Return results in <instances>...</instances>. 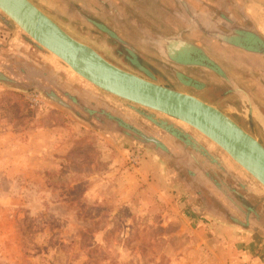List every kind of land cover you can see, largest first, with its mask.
Instances as JSON below:
<instances>
[{"label": "rangeland", "instance_id": "1", "mask_svg": "<svg viewBox=\"0 0 264 264\" xmlns=\"http://www.w3.org/2000/svg\"><path fill=\"white\" fill-rule=\"evenodd\" d=\"M32 1L116 65L200 94V0ZM254 186L210 139L88 83L0 12V264H264Z\"/></svg>", "mask_w": 264, "mask_h": 264}, {"label": "water", "instance_id": "2", "mask_svg": "<svg viewBox=\"0 0 264 264\" xmlns=\"http://www.w3.org/2000/svg\"><path fill=\"white\" fill-rule=\"evenodd\" d=\"M0 12L88 83L190 126L214 142L264 187V144L217 106L116 65L71 35L32 0H0ZM161 126L180 136L166 124ZM152 140L157 142L155 138Z\"/></svg>", "mask_w": 264, "mask_h": 264}, {"label": "crops", "instance_id": "3", "mask_svg": "<svg viewBox=\"0 0 264 264\" xmlns=\"http://www.w3.org/2000/svg\"><path fill=\"white\" fill-rule=\"evenodd\" d=\"M90 1V5L98 2L100 7L103 5L102 2L111 7L114 4L113 0ZM200 2V15L207 17L220 13L230 14L238 20L242 28L250 32L251 38L246 41L249 42L246 46H241L243 49L235 47L228 53H217V60L228 74H224L225 78L221 84L223 87L221 89L216 87L217 93L209 90L207 86L208 83H213L214 79L215 86H218L217 80L220 78L207 73L205 77L203 75L199 78L200 83L207 89L201 90L198 95L195 92L192 94L223 110L264 144V0H255L253 3L248 0L246 5L235 3L234 0H216L215 4L210 2L215 6L214 8L209 4V0H200ZM92 10L96 11V9ZM158 29L161 30L160 27ZM166 37L163 40L169 42V46L181 48V43H178L175 37L169 34ZM200 42L204 41L201 39ZM252 191L251 196L259 202L256 209L262 210L261 213L264 214V190L255 187ZM262 222L259 221L260 224ZM247 263L261 264L256 258L252 261L247 260Z\"/></svg>", "mask_w": 264, "mask_h": 264}, {"label": "flooded vegetation", "instance_id": "4", "mask_svg": "<svg viewBox=\"0 0 264 264\" xmlns=\"http://www.w3.org/2000/svg\"><path fill=\"white\" fill-rule=\"evenodd\" d=\"M192 14L189 18V21H187L188 26L190 30H193L195 26L199 27L202 30L203 34H201V37L203 36L202 39L205 45V47H203L204 48L203 50L208 58L203 60V63L201 64L199 69L193 68L191 71L193 74L197 73L199 75V78L200 76H203V75L205 77L207 73L212 74L213 77L215 78L216 77L220 78L217 80L219 84L218 86H215L216 85L215 79L214 80L212 79L213 83H208V86H207L209 90L211 89L214 93H217V89H221L223 87L221 84H222V80L225 78L224 74L228 75L225 72L223 66L217 60L218 59L217 53L218 52L228 53L230 52V50H233V48L235 47L240 48L241 46L242 47L246 46L247 43H249L246 41L249 38H251L250 32L242 28L239 25L238 20H236L230 14L220 13L218 15L214 14V15H209L207 17L198 14L199 16L195 15L197 19L194 18L193 21L191 20V18L193 17ZM101 27H104V26L101 25ZM6 29L8 30V27ZM213 34H216V35L213 36ZM240 40H242L243 42H239ZM187 77L185 76V78ZM201 88H202L201 90L207 89V88H204V86H202ZM219 168H221V171L225 169L223 167H219ZM211 171H214V170H211ZM231 173L233 172L232 171L226 172V175L232 176ZM251 198L254 199L253 196H250L248 199L251 200Z\"/></svg>", "mask_w": 264, "mask_h": 264}]
</instances>
